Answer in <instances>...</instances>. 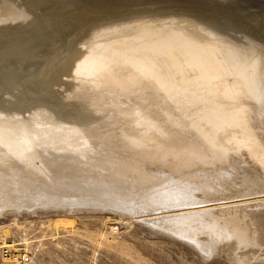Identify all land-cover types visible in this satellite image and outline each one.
Returning <instances> with one entry per match:
<instances>
[{
    "label": "water",
    "instance_id": "95a60500",
    "mask_svg": "<svg viewBox=\"0 0 264 264\" xmlns=\"http://www.w3.org/2000/svg\"><path fill=\"white\" fill-rule=\"evenodd\" d=\"M259 193L264 0H0V216Z\"/></svg>",
    "mask_w": 264,
    "mask_h": 264
},
{
    "label": "rangeland",
    "instance_id": "374dc122",
    "mask_svg": "<svg viewBox=\"0 0 264 264\" xmlns=\"http://www.w3.org/2000/svg\"><path fill=\"white\" fill-rule=\"evenodd\" d=\"M239 202L246 203L242 205L249 213L245 217V237H252L253 241H243L245 245L239 248L236 260L241 264H264V194L223 204ZM201 207L204 205L193 206L196 209ZM187 210H161L127 216L72 206L5 214L0 216V254L3 247L1 230L5 227L9 230L6 242L29 253L30 260L25 264H229L224 254H203L192 241L152 226L155 216ZM182 214L169 216L181 221L188 216ZM56 216L73 219V227H52L51 219ZM208 220L205 218L199 222L206 224ZM190 226L200 232L197 241L205 242L207 233L227 235V230L209 232L202 226L197 227V223ZM227 232L233 233L231 230ZM0 264L13 263L2 260L0 255Z\"/></svg>",
    "mask_w": 264,
    "mask_h": 264
},
{
    "label": "bare ground",
    "instance_id": "6f19581e",
    "mask_svg": "<svg viewBox=\"0 0 264 264\" xmlns=\"http://www.w3.org/2000/svg\"><path fill=\"white\" fill-rule=\"evenodd\" d=\"M264 193L252 194L246 196H239L227 199H221L216 201H210L205 203H200L198 205H204L201 208H193L194 205L183 206L178 208H172L165 211H173V210H182L189 209L187 211H180L173 214L155 216L156 218L152 220V226H157L161 229L170 231L171 233L177 234L179 237L185 238L186 240H190L195 243L198 249L204 254H210L211 256H217L219 254H224V258L229 261V264H241L237 262L238 250L243 247L245 243L243 241L247 240L248 243H252V237H245V233L247 231V222L245 221V217L249 215L248 212L242 207L243 204L235 203V204H223L233 200H239L243 198L250 197H258L263 195ZM246 204V203H245ZM245 204L243 206H245ZM54 209V208H53ZM30 211V210H29ZM163 211V210H162ZM21 212V211H20ZM26 212V211H25ZM159 212V211H158ZM16 213V212H14ZM10 213V214H14ZM157 213V212H156ZM188 214V216L181 218V221L174 219L175 216L169 215H183ZM62 214V213H61ZM210 219L208 223L201 224L199 220L202 219ZM180 220V219H179ZM150 221V220H146ZM186 221V224L185 222ZM151 222V221H150ZM149 222V223H150ZM52 227L56 229H67L73 227V219L67 216H56L51 219ZM193 223H197V227L205 228V231H213L231 230L233 233H227L225 236H216L214 233L205 234L207 240L205 242L197 241V237L200 232L196 230L193 226H190ZM216 232V231H213ZM2 234V246L14 247L12 249L17 250L14 245L8 244L5 240L6 236L9 234V230L5 227L1 230ZM247 235V233H246ZM191 242V243H192ZM221 256V255H220ZM3 260V259H2Z\"/></svg>",
    "mask_w": 264,
    "mask_h": 264
},
{
    "label": "built area",
    "instance_id": "2783aa9c",
    "mask_svg": "<svg viewBox=\"0 0 264 264\" xmlns=\"http://www.w3.org/2000/svg\"><path fill=\"white\" fill-rule=\"evenodd\" d=\"M1 258L13 264H25L30 260V255L23 249L14 250L8 246L1 247Z\"/></svg>",
    "mask_w": 264,
    "mask_h": 264
}]
</instances>
